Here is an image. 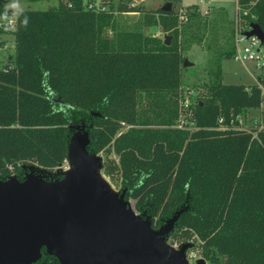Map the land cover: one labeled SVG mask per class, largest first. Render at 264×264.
I'll return each instance as SVG.
<instances>
[{"label": "trees", "instance_id": "1", "mask_svg": "<svg viewBox=\"0 0 264 264\" xmlns=\"http://www.w3.org/2000/svg\"><path fill=\"white\" fill-rule=\"evenodd\" d=\"M130 2L118 0L114 9L110 4L99 12L83 0L9 11L14 29L0 33L13 34L15 52L0 68V179L23 180V165L57 168L74 127H83L90 155L117 156L107 159L104 174L117 177L125 200L154 228L177 215L166 236L196 238L208 264H264V129H222L218 123L223 118L229 126L231 118L257 109L264 78L248 86L223 83L218 61L189 123L177 127L182 53L194 34L179 32L178 11L161 7L154 12L171 36L168 44L116 31L113 10L142 11ZM6 4L0 0V15ZM236 4L241 18L264 32V0ZM197 12L191 9L190 20ZM224 54L233 57L234 48ZM145 98L163 107L160 121L144 116ZM33 264L60 263L42 248Z\"/></svg>", "mask_w": 264, "mask_h": 264}, {"label": "water", "instance_id": "2", "mask_svg": "<svg viewBox=\"0 0 264 264\" xmlns=\"http://www.w3.org/2000/svg\"><path fill=\"white\" fill-rule=\"evenodd\" d=\"M161 9L169 11V3ZM250 27L245 35L263 41L261 27ZM88 142L77 127L67 145L70 169L61 178L0 179V264H33L42 248L60 264H188L191 244L174 248L164 241L177 215L154 228L128 205L125 191L115 205L95 174Z\"/></svg>", "mask_w": 264, "mask_h": 264}, {"label": "rangeland", "instance_id": "3", "mask_svg": "<svg viewBox=\"0 0 264 264\" xmlns=\"http://www.w3.org/2000/svg\"><path fill=\"white\" fill-rule=\"evenodd\" d=\"M58 2L59 0H7L6 7L9 11L25 9L46 10L50 6L57 5ZM14 3L18 4L19 7L13 9L11 5ZM109 3L114 9L118 0H111ZM136 3V5L142 7L141 12L119 13L114 10L112 11V15L116 21V31L138 32L150 38L165 40V36L169 35L166 34L167 30L158 22L160 15L154 11L169 3L170 9L174 8L178 11L176 17L179 32L180 30L188 29L187 31L194 34V37L190 39V45H187L188 47L185 46V51L182 53L186 56L185 59H187L190 64L183 66L182 82L177 90L176 96L178 116L175 124L180 120H182L185 125L189 123V115H192V111H194V103L203 95V85L209 83L214 78L216 72L215 67L218 61L223 83L248 86L254 84L258 77L264 78V69H256L254 63L245 62V64H241L236 62L233 57H225L224 53L234 48V19L237 11L236 0H181L176 4H172V2L168 0H138ZM193 7H199L201 11L206 8V12L201 13L198 11V19L192 18V20H190V11ZM180 13L183 14L185 19L180 17ZM247 24L246 21L241 19V26ZM191 25L193 28L189 29ZM3 33L6 34L5 32ZM111 33L112 31L109 29L108 34L111 35ZM4 34L0 33V38H4ZM169 37L171 40V36ZM10 51H12V53L15 52L13 49H8L7 51L0 49V68L9 62ZM183 97H188L191 113L180 110ZM148 103L147 98H145L140 107L144 116L147 117L150 123L160 121L159 119L162 118L163 107L161 104L156 107ZM180 112H183L182 117L179 115ZM243 120L249 129H253L256 126L255 121L261 120V115L257 110H249L244 114ZM77 127L78 126H75L74 128L76 129ZM92 158L96 176L104 183L105 189L114 199V204L117 205L118 196L121 193L119 181L116 176L110 179L103 172L107 159L113 158L117 160V156L113 153L106 155V153L100 152L98 154H93ZM22 169L24 177L27 175H37L47 180H52L62 177L70 169V165L64 160L60 166L51 171L44 170L35 165H23ZM11 177H15V175ZM127 201L128 205H131L134 209V202L132 200ZM146 218L149 220L148 217ZM164 241L174 248H179L182 244L189 243L191 246L187 249L185 254L190 252L194 253L192 264H197L198 261L202 259L196 238L186 241L168 235L165 236ZM204 264L208 263L204 261Z\"/></svg>", "mask_w": 264, "mask_h": 264}, {"label": "built area", "instance_id": "4", "mask_svg": "<svg viewBox=\"0 0 264 264\" xmlns=\"http://www.w3.org/2000/svg\"><path fill=\"white\" fill-rule=\"evenodd\" d=\"M109 1L111 0H83L84 7L89 10H93L96 12L99 11H106L109 9ZM130 5H136V1L138 0H130ZM203 1V0H200ZM182 12V11H181ZM206 12V11H205ZM204 12V13H205ZM5 13H7L6 19H0V28H6L7 30H13L15 26V15L9 13L7 7H5L4 13L0 15V18L4 17ZM245 14V12H244ZM180 17L184 18L183 14L180 13ZM183 19V20H184ZM241 16L239 13V9L237 7V11L235 14L234 19V55L233 59L236 62L241 64H245V62H252L256 69H264V40L261 41L257 36H246L245 32L250 30V24L241 26ZM258 79V78H257ZM190 102L188 97H183L182 105L180 110L190 112ZM261 115V120H257L256 128L257 129H264V88H261V103L260 106L255 109ZM179 115L182 117L183 112H180ZM191 116V115H189ZM244 115H236L234 118L229 120V126L224 123L223 118L218 119L219 127L222 129H234L239 131H246L249 132L252 129H249L245 123L243 122ZM185 123L180 120L177 123V127L181 128L184 127ZM255 135V133H254ZM194 257V253H186L185 259L187 260L188 264H192V258Z\"/></svg>", "mask_w": 264, "mask_h": 264}, {"label": "crops", "instance_id": "5", "mask_svg": "<svg viewBox=\"0 0 264 264\" xmlns=\"http://www.w3.org/2000/svg\"><path fill=\"white\" fill-rule=\"evenodd\" d=\"M197 10L199 12H201V13L202 12L204 13L205 10H206V8L203 9V11H201L200 8L198 7ZM5 33L6 34L2 33V34H4L3 35L4 38H0V49L5 50V51H7L8 49H11V50L13 49L15 51V42H14V36H13V34L10 33V32H5ZM10 54H9V56H12V55H14V52L12 53V51H10Z\"/></svg>", "mask_w": 264, "mask_h": 264}, {"label": "clouds", "instance_id": "6", "mask_svg": "<svg viewBox=\"0 0 264 264\" xmlns=\"http://www.w3.org/2000/svg\"><path fill=\"white\" fill-rule=\"evenodd\" d=\"M11 7L13 9H16V8L19 7V5L16 4V3H14V4L11 5ZM6 18H7V13H5L4 17H2L0 19H6ZM105 103H107V98H105ZM63 115L67 118L70 114L68 112H64ZM140 186H142V181L141 182H138V184L136 185V187H140Z\"/></svg>", "mask_w": 264, "mask_h": 264}, {"label": "bare ground", "instance_id": "7", "mask_svg": "<svg viewBox=\"0 0 264 264\" xmlns=\"http://www.w3.org/2000/svg\"><path fill=\"white\" fill-rule=\"evenodd\" d=\"M102 182V181H101ZM102 184L104 185V183L102 182Z\"/></svg>", "mask_w": 264, "mask_h": 264}]
</instances>
